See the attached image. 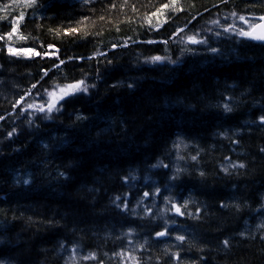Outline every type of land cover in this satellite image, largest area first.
Here are the masks:
<instances>
[{
  "label": "trees",
  "instance_id": "16d2710c",
  "mask_svg": "<svg viewBox=\"0 0 264 264\" xmlns=\"http://www.w3.org/2000/svg\"><path fill=\"white\" fill-rule=\"evenodd\" d=\"M166 3L0 0V264H264V0Z\"/></svg>",
  "mask_w": 264,
  "mask_h": 264
},
{
  "label": "snow or ice",
  "instance_id": "6c2138e0",
  "mask_svg": "<svg viewBox=\"0 0 264 264\" xmlns=\"http://www.w3.org/2000/svg\"><path fill=\"white\" fill-rule=\"evenodd\" d=\"M25 4L29 7H32V6H38L37 5V0H24ZM87 2V0H86ZM177 2L178 0H170V3H166V4H163L161 5V8L158 9L157 11L158 12H162L164 9H168V8H172L174 11H183L182 8H177L176 5H177ZM153 15H156V13H153ZM232 15H236V13H232ZM25 17V13L24 12H20L19 13V16L17 17V21L16 22H13L11 23L10 27H11V31L7 32L6 35L7 37L10 39L12 37V35L14 33L17 32L18 30V22L20 20H23ZM240 20L244 21L245 23H249L248 20L245 19L244 16H240L239 17ZM259 20L261 21H264V16H261L259 17ZM214 23H219V21H214ZM231 26H229L230 28ZM229 28H225L224 31L225 32H228L229 31ZM249 31H243L241 30L240 31V35L241 36H244V37H250L251 39L253 40H257V41H264V23H260V24H255V23H249ZM78 29L73 27V28H69L67 30V33H75L77 32ZM184 29L183 28H180L178 30V32H183ZM177 33H173V35H176ZM216 35H220L219 33H217ZM5 37L4 36H0V40H3ZM21 39H26V37H21ZM169 39H172V37H169ZM187 40L189 43L193 44V45H203V44H207V40H200V39H197L195 35H190L187 37ZM133 43H136V41H133ZM144 43H148V44H154V43H157V41H153V40H149V41H144ZM159 43H163V44H167L168 41L165 40V41H160ZM54 46L53 45H48V49L51 50ZM113 49H115L117 47V45L113 44L112 45ZM121 47H128V45L125 43L123 45H121ZM211 52L213 53H218V49L212 47L209 49ZM58 52V49L56 50ZM7 52L8 54L12 55V56H17V55H20L21 53H23L24 55H27L28 53H31L32 55H35V56H41V52H36L34 51L33 49H23L21 50V52H18L15 48L13 47H8L7 48ZM54 53H51L50 51H45L43 52V55L44 56H49V55H52ZM101 55H104V56H107V53H101ZM79 59H83V58H79ZM164 58L161 57V56H153L150 58V60H146L145 63H149V62H163ZM109 63H111V61L109 60L108 61ZM65 63L64 60H60L59 61V64L57 65H54L56 68H59L60 65H63ZM43 72V76H47V70H42ZM36 85L33 84L32 85V88H35ZM88 85L85 84V81L83 79L81 80H77V81H74L72 83H68L66 85H64L63 87H60L57 90H53L51 92L45 90V94L47 96V100L45 101V103L43 104H40L36 107H38L39 111L42 112V113H47V115L44 117L45 119H51V113L53 111L55 112H61L62 111V108H63V103H67V102H70L68 98L70 97H75L77 95V93H84V94H87L88 93ZM94 87V85H93ZM129 87H131V85H129ZM30 91V90H29ZM28 108H32L34 107L33 104H28L27 105ZM224 110L226 112H231V108L228 107L227 104L224 105ZM76 119L77 120H83V119H86V117H84L83 115H77L76 116ZM259 121H260V124L261 125H264V115H261L259 116ZM9 135H11V133H9ZM261 151H264V149H261ZM192 160H196V156H193L191 157ZM162 167L164 168H167L168 166L167 165H161ZM236 165H233V167H235ZM238 167L240 168H244L245 165L244 164H240ZM180 169H177V172H179ZM225 171H227V169H225ZM201 176L204 175L203 172L200 173ZM177 177L176 176H173L172 179H176ZM25 183H27V181H25ZM159 190L157 189V192ZM144 196H148V193L145 192L144 193ZM116 200H120V197H116ZM226 205H223L221 204L220 207H225ZM117 207L119 208L120 205L118 204ZM124 209H127V203H124L123 205ZM173 209L175 210V213L177 215H180V216H183L185 213L181 211V208L180 206L176 205V204H173L172 205ZM185 207H187V202H185ZM189 216L192 215V213H188ZM156 237H165L168 235V232L165 230V231H157L155 233ZM176 240L178 241H184L185 237L180 235V236H176L175 237ZM224 244L227 245L228 244V241L225 240L224 241ZM177 259H179V256L177 255Z\"/></svg>",
  "mask_w": 264,
  "mask_h": 264
},
{
  "label": "water",
  "instance_id": "95a60500",
  "mask_svg": "<svg viewBox=\"0 0 264 264\" xmlns=\"http://www.w3.org/2000/svg\"><path fill=\"white\" fill-rule=\"evenodd\" d=\"M261 23H264V21H261ZM259 24H260V23H259ZM258 42L264 43V41H258Z\"/></svg>",
  "mask_w": 264,
  "mask_h": 264
}]
</instances>
